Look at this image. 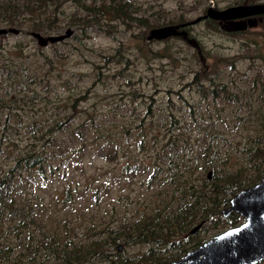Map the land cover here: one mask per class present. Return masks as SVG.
<instances>
[{
    "label": "rangeland",
    "instance_id": "374dc122",
    "mask_svg": "<svg viewBox=\"0 0 264 264\" xmlns=\"http://www.w3.org/2000/svg\"><path fill=\"white\" fill-rule=\"evenodd\" d=\"M210 6L0 0V264H169L241 221L222 212L264 178V15L235 28ZM170 24L195 45L141 39ZM42 150L40 174L21 160Z\"/></svg>",
    "mask_w": 264,
    "mask_h": 264
},
{
    "label": "water",
    "instance_id": "95a60500",
    "mask_svg": "<svg viewBox=\"0 0 264 264\" xmlns=\"http://www.w3.org/2000/svg\"><path fill=\"white\" fill-rule=\"evenodd\" d=\"M210 2L211 6L203 17L219 22L235 20L236 22L230 23L235 28L243 26L240 19L264 13V2L240 4L224 9H216L213 2ZM185 25L154 27L148 31L146 38L149 41L180 36L195 45L193 40L188 39V32L183 28ZM8 32L16 33L17 30L0 28V34ZM72 33L71 29H67L63 34L46 37L38 33L32 35L39 45L44 46L48 42L61 41ZM227 204L222 213L227 215L237 212L242 218L241 221L201 242L171 264H258L264 260V178L236 192ZM117 249L120 250L121 246L118 245Z\"/></svg>",
    "mask_w": 264,
    "mask_h": 264
},
{
    "label": "trees",
    "instance_id": "16d2710c",
    "mask_svg": "<svg viewBox=\"0 0 264 264\" xmlns=\"http://www.w3.org/2000/svg\"><path fill=\"white\" fill-rule=\"evenodd\" d=\"M95 14H97V13H95ZM217 23H220L219 21H217ZM140 34H141V39L143 40V41H146L147 40V38H146V36H145V32H144V30H140ZM11 51H9V53H10ZM52 69L53 70H55V71H60L59 70V64H58V61H53V63H52ZM8 72V74H10L12 77H14V76H19V75H22L21 73H19L17 70H11V71H7ZM29 80H33V79H29ZM39 82H40V84L43 82V80H39ZM35 93V92H34ZM34 93H32V94H29V95H22V96H20V97H17V98H20V99H24V98H26V97H29L30 99H33L34 98ZM75 101H77V99L75 100ZM47 102L49 103V104H52V109L53 110H55L56 109V106L54 105V104H56V103H54L53 102V100H51V99H48L47 100ZM78 102V101H77ZM54 103V104H53ZM55 121L56 120H53V122H52V127H50V124H47L46 126H44L42 129L45 131V130H48V131H51V130H54L55 128H57L58 127V124L57 125H53L54 123H55ZM60 125H62V123H60L59 124V126ZM111 129L112 130H114V129H116V126L115 125H112L111 126ZM22 152V150H19V153H21ZM28 152V151H27ZM30 155L29 156H27V157H25V158H23L21 161L22 162H24V163H26V164H28V165H30L33 169H35V170H37L40 174H41V171H40V169H42V165H43V163H44V161H45V151H39V152H31V153H29ZM264 176V175H263ZM261 177V176H260ZM259 178V177H258ZM226 188H229V186L228 187H226ZM227 193H230V191L229 192H227ZM59 195V194H58ZM70 194L68 193H65V194H63L62 196L64 197V198H66V197H68ZM62 197V198H63ZM218 214V212H216V211H214L212 214H211V216H210V218H212L213 220H214V222H216V220L218 219V217H219V215H217ZM239 221H235V222H233L232 223V225L231 226H233V225H235V224H237ZM118 246V245H117ZM116 249H117V247H116ZM118 250V249H117ZM159 261H161V260H159ZM159 261L157 262V263H155V264H159ZM65 263H66V261H65ZM169 264H171V263H169Z\"/></svg>",
    "mask_w": 264,
    "mask_h": 264
},
{
    "label": "flooded vegetation",
    "instance_id": "af4514ba",
    "mask_svg": "<svg viewBox=\"0 0 264 264\" xmlns=\"http://www.w3.org/2000/svg\"><path fill=\"white\" fill-rule=\"evenodd\" d=\"M264 15V13H261V14H257V15H255V16H251V17H245V18H242V19H240L239 21L241 22V24H242V22H244L245 24H248V22H249V20H250V18H253V19H255V18H258L259 19V17L260 16H263ZM257 16V17H256ZM255 17V18H254ZM252 20H250V22H251ZM224 22H226L227 24H228V26L230 27V23H233V22H236L235 20L234 21H224ZM221 23V22H220ZM244 24V25H245ZM244 26H242L241 28H243ZM187 37H188V35H187ZM188 39H189V37H188ZM229 214H227V216H228ZM234 226V225H233ZM230 227H232V226H230ZM227 228V227H226ZM189 251V250H188ZM187 251V252H188Z\"/></svg>",
    "mask_w": 264,
    "mask_h": 264
}]
</instances>
